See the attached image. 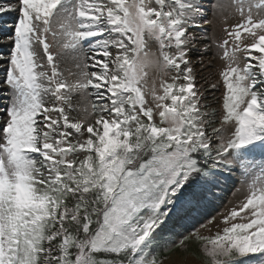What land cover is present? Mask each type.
I'll list each match as a JSON object with an SVG mask.
<instances>
[{
  "label": "snow or ice",
  "instance_id": "snow-or-ice-1",
  "mask_svg": "<svg viewBox=\"0 0 264 264\" xmlns=\"http://www.w3.org/2000/svg\"><path fill=\"white\" fill-rule=\"evenodd\" d=\"M4 16L0 264H264V0Z\"/></svg>",
  "mask_w": 264,
  "mask_h": 264
},
{
  "label": "rangeland",
  "instance_id": "rangeland-1",
  "mask_svg": "<svg viewBox=\"0 0 264 264\" xmlns=\"http://www.w3.org/2000/svg\"><path fill=\"white\" fill-rule=\"evenodd\" d=\"M227 2H231V0H227ZM229 12L232 14V19L230 20V23L235 22L236 19H238V13L235 12L234 9H229L227 12L224 13V15H228ZM12 22V19L10 16H4L3 18H0V29H2L6 24H10ZM217 36L222 38L224 36V33L222 30L219 28L217 29ZM151 47L153 50H155V45L152 44ZM223 64L222 60L217 61V68L221 67ZM67 67H71V64L69 63L66 65ZM216 69H212V71H215ZM207 75V72L204 73ZM219 95V93H217ZM237 198L232 195V192H228L225 196V204L227 205L229 201H235ZM230 206V205H229ZM175 260L176 264H202L198 260H196L193 256L191 255H182L179 253L175 254Z\"/></svg>",
  "mask_w": 264,
  "mask_h": 264
},
{
  "label": "trees",
  "instance_id": "trees-1",
  "mask_svg": "<svg viewBox=\"0 0 264 264\" xmlns=\"http://www.w3.org/2000/svg\"><path fill=\"white\" fill-rule=\"evenodd\" d=\"M177 253L182 254V255H191V256H193L196 260H198L199 262L202 263V261L198 258V255H197L194 251H193L192 253H188V254H185V253H183V252H177Z\"/></svg>",
  "mask_w": 264,
  "mask_h": 264
}]
</instances>
